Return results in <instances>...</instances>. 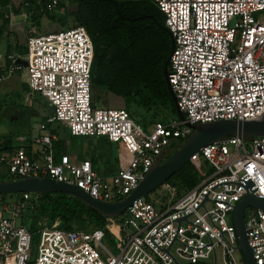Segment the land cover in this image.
<instances>
[{"label":"built area","instance_id":"1","mask_svg":"<svg viewBox=\"0 0 264 264\" xmlns=\"http://www.w3.org/2000/svg\"><path fill=\"white\" fill-rule=\"evenodd\" d=\"M62 1L70 5L68 0H35L50 11ZM153 1L172 35L167 79L184 119L154 121L147 132L123 107L93 106L94 46L86 28L30 31L24 54L0 53V82L21 69L19 58L25 57L28 92L47 99L53 113L40 123L46 131L35 138L36 148L26 145L22 134L8 148L0 139V165L10 178L50 176L96 199L118 200L143 177L163 146L169 152L170 138L188 136L192 129L187 122L253 118L264 112V0ZM31 6L30 13L35 4ZM52 121L63 122L71 135L104 136L129 157H121L114 173L100 175L88 157L77 160L67 148L57 155L59 134L46 127ZM248 140L233 135L203 145L198 153L210 171H203L200 181L176 200L160 201V211L141 194L119 215L106 216L103 226L90 229H64L57 217L49 222L41 216L35 264H218V259L220 264H245L236 255L235 205L248 192L264 199V134ZM170 190L177 193L175 186ZM21 193L25 199L30 194ZM0 205L11 207L9 216L0 215V264H26L31 231L26 223H17L25 201ZM243 215L254 262L264 264V208L247 204ZM104 238L115 243L116 252Z\"/></svg>","mask_w":264,"mask_h":264},{"label":"trees","instance_id":"2","mask_svg":"<svg viewBox=\"0 0 264 264\" xmlns=\"http://www.w3.org/2000/svg\"><path fill=\"white\" fill-rule=\"evenodd\" d=\"M1 1L7 2V0ZM68 1L75 5V8L69 10L68 6H64L63 1L59 7L67 10L68 16L73 18L72 26L83 25L86 28L93 42L94 56L90 83L122 95L146 110L169 103L172 112L178 118V112L164 76V65L172 49L173 39L165 25L164 13L156 3L153 0ZM25 2H28V6ZM31 4H35L32 15L37 11L40 15L54 17L52 11L40 9L35 0H21L19 6L11 7L10 13L0 10V34L9 22L10 14L20 13L26 7L32 8ZM4 5L6 4L1 6ZM63 23L64 21L62 25ZM24 84L27 86L26 83ZM22 112L21 110L18 113ZM158 120L170 121L169 119ZM46 123L47 127L50 122ZM48 129L58 133L55 127H48ZM186 138L187 136L181 137L180 140ZM0 139L4 148L14 145L11 134ZM64 143L65 139L59 135L54 142L56 154L65 151ZM174 145L175 141L169 143L170 150L167 155L175 150ZM203 162L206 164L203 171H210L207 161L203 159ZM190 164L191 160L186 161L167 181L172 186L178 185L185 191L195 186L202 178L203 171L198 174L194 169H188ZM9 178L10 176L6 179ZM177 194H179L178 191ZM20 201H25L21 220L30 230L37 227V220L41 216H45L49 222L57 217L59 226L64 229L76 228L73 223L82 220L85 216L94 222L93 227L103 226L106 220L105 215L64 191L30 192L26 199L21 192L0 196V204Z\"/></svg>","mask_w":264,"mask_h":264},{"label":"rangeland","instance_id":"3","mask_svg":"<svg viewBox=\"0 0 264 264\" xmlns=\"http://www.w3.org/2000/svg\"><path fill=\"white\" fill-rule=\"evenodd\" d=\"M21 0H7L2 2L0 0V10L10 13L12 6H19ZM2 4H6L3 7ZM69 10L75 8V5H68ZM30 8L26 7L23 10L27 12L26 16L20 14L17 16L18 20L14 27H10V20L5 25V29L0 34V53L6 55L7 53L24 54L26 52V34L30 31L34 33H45L57 29H64L73 25V18L68 16L67 10L62 7H57L52 10L53 18L48 17L46 14H31ZM62 21H64L62 25ZM3 59L0 60L3 63ZM19 61L23 67L13 74L7 75L0 82V138L7 134H11L13 139L16 135L22 134L25 136V144L32 145L33 148L38 147L35 138L44 133L46 130L40 128L41 121L53 113V106L48 103L47 99L34 93L32 96L25 86L27 77L25 57L21 56ZM91 98L92 105L96 107H112V108H125L130 116L138 121L147 132L153 128V122L158 119H169L180 121L179 117L172 112L169 103L165 105L152 107L146 110L138 106L132 100L125 98L122 95L115 94L108 91L104 87L91 84ZM22 113H18L19 111ZM19 114V115H17ZM179 116V115H178ZM45 118V120H43ZM164 122V121H163ZM182 126V124H178ZM48 127H55L58 133L65 139V148L71 156L76 159L88 157L92 160L93 167L100 175L112 174L120 166L121 157H129V154L116 142L110 141L104 136H78L71 135L68 129L61 121H52L48 123ZM68 142V145H67ZM14 143H17L14 142ZM247 148H251V141H246ZM171 146V144H170ZM206 164L203 162L202 157L198 153L191 159V164L188 169H194L198 174L205 169ZM9 173L5 170L3 165H0V180L6 179ZM169 184V185H168ZM171 184L165 180L163 183L154 189L143 193L150 198L155 208L160 211V201L169 203L178 198L185 190H182L178 185H175L178 193L170 190ZM6 194L0 192V196ZM11 207L8 210H3L0 205V215L9 216ZM246 213L249 209L245 210ZM22 222L21 218L17 219V223ZM76 228L90 229L93 227L94 222L85 216L82 220L73 223ZM39 226L31 231L30 241V256L28 263L35 264L37 258V245L39 243L40 230ZM103 243L111 248L114 252L117 251L115 243L109 238H104ZM114 245V246H113ZM236 255L244 260V255L241 250L236 251ZM212 260V257L209 259ZM218 264L220 261L218 259Z\"/></svg>","mask_w":264,"mask_h":264},{"label":"water","instance_id":"4","mask_svg":"<svg viewBox=\"0 0 264 264\" xmlns=\"http://www.w3.org/2000/svg\"><path fill=\"white\" fill-rule=\"evenodd\" d=\"M168 59L169 56L164 65V76L168 90L178 112L179 119L183 120L184 115L177 106L175 95L167 79L166 66ZM187 125L192 129L187 138L185 140L170 138V141H175V150L169 155H166L165 147L163 146L155 156L148 171H146L143 177L138 180L137 184L129 191V193L121 199L111 201L99 200L72 183L44 175H28L21 178L2 179L0 180V192L64 191L76 196L91 208L105 216H116L124 211L133 199L154 189L167 180L186 161L191 160L206 143L224 140L233 135L248 140L254 135L264 134V112L253 118H221L205 122H187ZM184 148L189 149V151L185 153ZM247 183L250 185L251 181L248 180ZM247 204L257 205L264 208V199L256 198L249 192L246 193L245 196L235 205L233 215L238 240L237 247L243 252L245 264H255L252 250L248 243V235L245 230L243 208ZM174 264L181 263L175 261ZM212 264L216 263L214 262Z\"/></svg>","mask_w":264,"mask_h":264},{"label":"crops","instance_id":"5","mask_svg":"<svg viewBox=\"0 0 264 264\" xmlns=\"http://www.w3.org/2000/svg\"><path fill=\"white\" fill-rule=\"evenodd\" d=\"M20 14H22L21 12L20 13H17V14H10V27H14V25L17 23V16L20 17ZM13 74V73H12ZM101 87V86H100ZM60 153V152H59ZM57 153V155L59 154Z\"/></svg>","mask_w":264,"mask_h":264},{"label":"bare ground","instance_id":"6","mask_svg":"<svg viewBox=\"0 0 264 264\" xmlns=\"http://www.w3.org/2000/svg\"><path fill=\"white\" fill-rule=\"evenodd\" d=\"M189 151V149H187V148H184V152L186 153V152H188Z\"/></svg>","mask_w":264,"mask_h":264},{"label":"flooded vegetation","instance_id":"7","mask_svg":"<svg viewBox=\"0 0 264 264\" xmlns=\"http://www.w3.org/2000/svg\"><path fill=\"white\" fill-rule=\"evenodd\" d=\"M169 147H170V146H169ZM169 147H168V148H169ZM166 155H167V153H166Z\"/></svg>","mask_w":264,"mask_h":264}]
</instances>
